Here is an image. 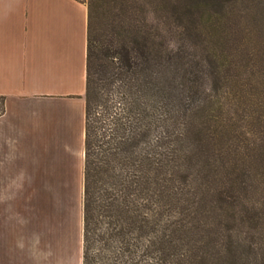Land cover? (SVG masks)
<instances>
[{
    "label": "trees",
    "instance_id": "trees-1",
    "mask_svg": "<svg viewBox=\"0 0 264 264\" xmlns=\"http://www.w3.org/2000/svg\"><path fill=\"white\" fill-rule=\"evenodd\" d=\"M77 1L82 264H264V0Z\"/></svg>",
    "mask_w": 264,
    "mask_h": 264
},
{
    "label": "crops",
    "instance_id": "crops-1",
    "mask_svg": "<svg viewBox=\"0 0 264 264\" xmlns=\"http://www.w3.org/2000/svg\"><path fill=\"white\" fill-rule=\"evenodd\" d=\"M86 44L84 3L0 0V264H82Z\"/></svg>",
    "mask_w": 264,
    "mask_h": 264
},
{
    "label": "rangeland",
    "instance_id": "rangeland-1",
    "mask_svg": "<svg viewBox=\"0 0 264 264\" xmlns=\"http://www.w3.org/2000/svg\"><path fill=\"white\" fill-rule=\"evenodd\" d=\"M144 1H142L143 4H145ZM146 1H148V4H145L144 6L147 10L146 15H147L148 22L153 23V24L159 23L161 28H165V27L167 28V26H169L168 25L169 24V12H167L166 8H162L164 3L160 2L159 0H146ZM172 1L177 2V0H172ZM252 4H253V2L251 0H242V1H240L239 5H240V7H244L245 11L247 12L245 17H242L243 23L246 22L249 27H251V28L253 27V29H255L256 24L254 21V17L257 14H256L255 10L253 9ZM161 31L165 35V37L168 39V43H169V33H167L164 29H162ZM259 35H260V31L258 32V34H257V32L253 31L252 37L256 41V39H257L256 36H259ZM260 37H261V39L264 40V31H263V35H260ZM170 43H172V42H170Z\"/></svg>",
    "mask_w": 264,
    "mask_h": 264
}]
</instances>
